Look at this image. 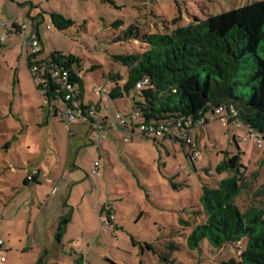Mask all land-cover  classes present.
Here are the masks:
<instances>
[{
	"label": "rangeland",
	"instance_id": "rangeland-1",
	"mask_svg": "<svg viewBox=\"0 0 264 264\" xmlns=\"http://www.w3.org/2000/svg\"><path fill=\"white\" fill-rule=\"evenodd\" d=\"M254 1L7 0L4 5L0 0V38L4 34L2 21L17 18L26 26L23 35L0 41V239L8 248L7 260L0 264H28L32 260L31 264H37L42 247L50 251L40 264H163L162 256L170 264H226L238 258L239 244L219 249L204 240L199 249L188 248L192 225H183L180 219L192 223L203 219L198 215L202 186L216 185L228 176L215 171L226 153L242 152V164L248 173L255 174L249 189L237 200L241 206L249 202L264 184V143L260 147L254 137L242 140L246 129L241 120H234L237 125L217 119L195 130L199 156L192 161L181 144L170 146L167 155L154 142L152 146L121 147L109 133L116 148L104 146L101 176L92 175L98 152L97 145L90 142L81 148V169L75 175L70 174V168L65 173L66 163L69 161L72 168L77 152L73 144L69 153L74 132L86 137L88 128L74 121L71 132L60 112L54 116L55 102L38 89L28 67L24 36L39 31V60L55 50L80 57L84 101L95 108L100 105L101 116H111L116 110H129L133 102L132 96L114 99L108 94L113 84L110 73L126 69L113 55L147 48L138 40H117L128 26L137 25L141 33H164ZM52 12L75 23L59 30L52 23ZM118 20L122 21L120 27L114 25ZM245 64L254 69V57L248 55ZM94 65L98 67L92 69ZM240 90L250 89L240 86ZM38 170L39 180H30ZM78 176L84 181L75 186V200L70 199L68 185ZM27 178L31 182L25 186ZM47 200L50 202L45 206ZM105 204L115 210L114 226L103 224ZM61 218L68 219V229L57 239ZM146 242L157 252L148 249ZM30 243L33 251L26 249ZM60 252L65 254L61 259Z\"/></svg>",
	"mask_w": 264,
	"mask_h": 264
},
{
	"label": "trees",
	"instance_id": "trees-1",
	"mask_svg": "<svg viewBox=\"0 0 264 264\" xmlns=\"http://www.w3.org/2000/svg\"><path fill=\"white\" fill-rule=\"evenodd\" d=\"M51 19L59 30L75 23L58 12H52ZM121 23L118 20L114 25L120 27ZM117 40H138L147 45L142 51L113 55L126 69L124 73H110L113 84L108 91L114 99L132 96L133 110L140 112L145 123L197 121L224 106L230 123L241 120L245 129L259 133L264 141V0L212 14L205 20L191 21L164 33H141L132 24ZM40 52L41 49L37 53L29 51L27 64L29 69L33 64L44 69L43 82L37 87L55 102V109L59 110L56 101L64 96L62 81L52 76L56 69L68 71V80L77 86L76 99L81 108H91L82 102L81 58L55 50L47 59L39 60ZM248 55L255 60L252 70L245 64ZM97 67L94 65L92 69ZM146 78L149 80L143 88H138L137 84ZM240 86H247L249 92L240 90ZM231 108L237 113L233 114ZM217 119L220 117L213 120ZM241 153H226L215 166L218 174L228 176L216 185L203 184L198 210L203 219L192 223L181 217L180 222L192 225L187 236L188 248L199 249L204 240L219 249L239 244L238 258L226 264H264V184L254 191L249 202L243 206L238 203L255 175L248 173L242 164ZM67 222L68 219L61 218L57 239L66 230ZM145 246L157 252L152 244L146 242ZM162 259L163 264H170L166 256ZM42 260L40 257L37 264Z\"/></svg>",
	"mask_w": 264,
	"mask_h": 264
},
{
	"label": "built area",
	"instance_id": "built-area-1",
	"mask_svg": "<svg viewBox=\"0 0 264 264\" xmlns=\"http://www.w3.org/2000/svg\"><path fill=\"white\" fill-rule=\"evenodd\" d=\"M21 29L25 30V25L21 26ZM5 38L6 36H3L1 42L4 41ZM24 39L28 51H30L31 53H37L38 51H40L41 42L38 33L33 31L26 37L24 36ZM30 69L36 85L41 84L43 82L42 77L44 74V69L41 68L38 64H33ZM52 76L62 81L64 85V96L60 98V100L56 101V106L61 113L62 119L68 121L69 126L72 122L77 120L83 121L88 124L91 131L90 140L93 143L100 142V139L102 138L101 130L106 127L114 129L126 128L128 132L127 136L125 137V141H129L134 133L145 136L162 137L166 136L170 132V130L175 129L180 132L185 143L191 145L193 144V140L189 135V131L195 126L205 125L207 121H211L217 117H220L222 121H229L224 106H219L216 109L215 114L208 116L207 118H201L197 121L188 119L186 123H183L181 120H177L176 122L163 121L158 123H145L140 112L136 110H132L130 112H122L118 110L115 111L112 116L108 117L104 123L99 122L97 120L98 113L94 108H81L80 101L76 99L78 96L77 86H75V84L68 80L69 73L66 69H56L53 71ZM148 80L149 79L146 78L144 82L138 83L137 87L143 88ZM231 112L233 114L237 113L233 108H231ZM253 137L256 138L258 145L262 147L264 143L262 136L253 130L246 129V135L242 139L246 141L249 138ZM198 156V151L193 150L190 158L192 159V161H194L196 158H198ZM93 175L94 177L100 176L99 160L95 161L94 163ZM114 218L115 217L112 213H108L106 219L103 221V224L112 226L111 222L114 220ZM2 246L3 241L0 240V261L5 262L6 254L1 251Z\"/></svg>",
	"mask_w": 264,
	"mask_h": 264
},
{
	"label": "crops",
	"instance_id": "crops-1",
	"mask_svg": "<svg viewBox=\"0 0 264 264\" xmlns=\"http://www.w3.org/2000/svg\"><path fill=\"white\" fill-rule=\"evenodd\" d=\"M7 0H3V4L5 5V2H6ZM9 1H13V0H9ZM1 6H3V5H1ZM1 25L3 26V28H4V34L1 36V38H0V41H1V39H2V37L3 36H6V38H5V40H7V38H10L11 36H13L14 34H19V35H22V32H23V30L22 29H19L18 27H21L22 25L20 24V23H18L17 22V18H12V19H9L8 21L7 20H5V21H2L1 22ZM25 28H26V26H25ZM34 31H36V30H34ZM33 32V31H32ZM38 34H39V31H36ZM39 38H40V41H41V37H40V35H39ZM4 40V41H5ZM1 43H3V41L1 42ZM28 48H27V46H26V43H25V51H24V53H25V58H26V61L28 60ZM28 63V62H27ZM82 102L85 104V105H87V106H90V107H92V108H94L96 111H97V113H98V117H97V120L99 121V122H105L106 121V119L108 118V117H110V115H105V116H101L100 114H99V109L101 110V106L99 105L98 107H94V106H92V105H88V104H86V102L84 101V97H83V99H82ZM49 106L50 107H53V105H52V103L50 102L49 103ZM134 109V101L132 102V106H131V108L129 109V110H120V111H122V112H130V111H132ZM116 111H118V110H116ZM53 112H54V116H56V117H58V115H59V113L58 112H60L59 110H56V109H54L53 110ZM60 115H61V113H60ZM112 116V115H111ZM60 119H62V117L60 116ZM63 120V119H62ZM77 121H80V120H77ZM212 121H214V120H212ZM81 123H83V124H86L85 122H83V121H80ZM211 121H209V123H210ZM224 122V121H223ZM209 123H207V124H205V125H202V126H195L193 129H191L190 131H189V135H190V137L192 138V140H193V144H191V145H188V144H186L185 143V141H184V139H183V137H182V135L180 134V132L178 131V130H175V129H172V130H170V132L166 135V136H162V137H154V136H145V135H141V134H138V133H134L132 136H131V139L129 140V141H125V137L127 136V129L126 128H119V129H114V128H103L102 130H101V135H102V138L100 139V142L99 143H93L91 140H90V136H91V131H90V127L88 126V124H86V127L88 128L87 130H86V137H85V135H78V133H77V131H75L74 132V135H75V141H74V143L73 142H70L69 143V153H70V150L72 149V147H73V144H74V146H75V148L77 147V152L75 153V160H74V162H73V166H72V168L70 167L71 166V164H69V161L66 163V167H65V173H67V171H68V169L70 168V174L71 175H75V172H77L78 170H80L81 169V167H80V165L78 164V158H79V155H80V151H81V148L82 147H85V146H88L89 145V142L90 143H92V144H95V145H97V152H98V157L95 159V161H97V160H99L100 161V176H101V168H102V165H103V162H102V152H103V150L105 151V148H104V146L106 145H109L110 147H112L113 149H115L116 148V146L114 145V143L112 142V140L111 139H109L108 138V135H109V133L110 134H112L113 135V137H115L116 138V140L117 141H119L120 142V146L122 147H124V148H136V147H140V146H144V145H153V143L152 142H154L155 144H157V146H159L158 148H160V150H163L164 152H166V154L167 155H169L170 154V149H169V147L170 146H175L177 143L178 144H181V148H182V150L183 151H185V152H187V154H188V156H191V153L193 152V150H197L198 151V142H197V138H196V136L194 137V132H195V130L198 128V127H203V126H206V125H208ZM234 123H236L237 125H240L237 121H234V122H231L230 124H234ZM73 124V122L70 124V126H69V129H70V131L72 132V130H71V125ZM243 126H244V124H243ZM244 128H245V126H244ZM108 134V135H107ZM195 138V139H194ZM233 139L234 140H236L237 142L239 141V139H237V137H236V135L235 134H233ZM252 138H249L248 140H246V142H248V141H250ZM243 140V139H242ZM173 148H175V147H173ZM191 159V158H190ZM192 160V159H191ZM221 160H223V159H221ZM95 161H94V163H95ZM37 173L34 175V179L35 180H39V178H40V173H39V170L38 171H36ZM93 175V174H92ZM74 178H75V176H73ZM34 179H32V180H34ZM82 181H84V178H82L81 176H78V178H76V179H73V181H72V183L71 184H69L68 186L70 187V189H69V187H68V191H66L67 193L66 194H69V197H70V199L71 198H73L74 200H75V186L78 184V183H80V182H82ZM98 181V180H97ZM31 181L27 178V179H25V186L26 185H28L29 183H30ZM49 200H47L46 201V203H45V206H48V204H49ZM46 208V207H45ZM44 208V209H45ZM44 209H42L41 211H43ZM105 211H103V213H105L106 215H105V217H107V213H112L113 215H114V220L111 222V224L114 226V224H116V222H117V216H116V214H115V210L113 211V208L112 207H109L108 208V206L105 204ZM107 210V211H106ZM98 211L100 212V210H99V207H98ZM42 213V212H41ZM75 214H76V208H75V202H74V204H73V206H72V219H75ZM41 215V214H40ZM101 215V216H100ZM99 216L101 217V218H104V214H100ZM60 216V215H59ZM58 216V217H59ZM38 218L39 217H37V221H38ZM36 221V222H37ZM36 222H35V225H36ZM66 229H68V227L66 228ZM0 240H2L3 241V246L1 247V251L3 252V253H6L5 251L8 249V248H5L6 246H5V241L3 240V239H0ZM28 240L30 241V238H28ZM57 240V239H56ZM39 242H41V241H39ZM30 249L31 251H33L34 250V246L32 247V244L30 243V244H28L27 246H26V249ZM44 248H46V247H44ZM41 252H40V257H42V258H44V256L46 255V260L48 259V255H49V251H50V249H48V248H46V249H43V247H42V249L40 250ZM74 252H75V248H73V254H74ZM61 254H60V259L63 257V255H65L64 254V252H60ZM7 260V259H6ZM33 261L34 260H32L30 263H28V264H31V263H33Z\"/></svg>",
	"mask_w": 264,
	"mask_h": 264
}]
</instances>
